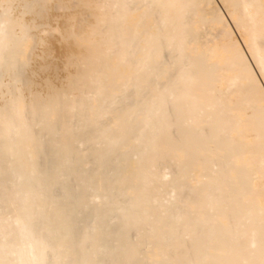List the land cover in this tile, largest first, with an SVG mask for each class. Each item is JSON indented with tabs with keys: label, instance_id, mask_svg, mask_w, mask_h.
Wrapping results in <instances>:
<instances>
[{
	"label": "bare ground",
	"instance_id": "obj_1",
	"mask_svg": "<svg viewBox=\"0 0 264 264\" xmlns=\"http://www.w3.org/2000/svg\"><path fill=\"white\" fill-rule=\"evenodd\" d=\"M0 264H264V0H0Z\"/></svg>",
	"mask_w": 264,
	"mask_h": 264
}]
</instances>
